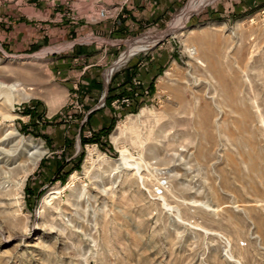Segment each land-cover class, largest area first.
<instances>
[{
	"label": "rangeland",
	"instance_id": "1",
	"mask_svg": "<svg viewBox=\"0 0 264 264\" xmlns=\"http://www.w3.org/2000/svg\"><path fill=\"white\" fill-rule=\"evenodd\" d=\"M101 1L0 0V264H264V0H181L75 58Z\"/></svg>",
	"mask_w": 264,
	"mask_h": 264
},
{
	"label": "crops",
	"instance_id": "2",
	"mask_svg": "<svg viewBox=\"0 0 264 264\" xmlns=\"http://www.w3.org/2000/svg\"><path fill=\"white\" fill-rule=\"evenodd\" d=\"M73 2V5L79 3ZM101 0H94L89 7H97ZM181 0H112L111 7L117 9L120 15L117 19L98 21L95 19H76L68 21L64 29L75 39L88 38V42L77 43L74 47L75 58H82L91 62L92 59L103 61L110 58V51L118 41H123L142 33L147 25L156 26L163 23L167 16L175 11ZM89 4H87L88 6ZM89 9V8H88ZM87 16V15H86ZM64 34V39L67 38ZM37 36L32 31L23 29L5 36L6 45H20L38 43ZM40 38V37H39ZM93 44V45H92ZM86 45V46H83ZM90 65L89 67H91ZM143 68V67H142ZM140 68L139 71L143 72Z\"/></svg>",
	"mask_w": 264,
	"mask_h": 264
},
{
	"label": "bare ground",
	"instance_id": "3",
	"mask_svg": "<svg viewBox=\"0 0 264 264\" xmlns=\"http://www.w3.org/2000/svg\"><path fill=\"white\" fill-rule=\"evenodd\" d=\"M204 3V2H203ZM200 4V3H199ZM200 6V5H199ZM198 6H196L195 8H197ZM195 10V9H194ZM184 14V13H183ZM185 15V14H184ZM188 15V14H187ZM124 58L126 59V56H124ZM124 59V60H125ZM6 87V86H5ZM17 87H15V86H11V87H9L8 86V89L10 90V91H12V92H14V91H16L17 89H16ZM120 166V169H129L130 171H134V174L135 175H138L139 177H140V179L143 181L144 180V176H142L143 175V169H142V163H140V162H137V160L136 161H133L132 159H130L129 157H127V156H125V155H122V157H121V159H120V163H118ZM119 170V169H118ZM123 170V171H124ZM138 177V178H139ZM163 200V205H164V207H166V208H169V209H171V206L166 202V200H165V198H163L162 199ZM173 208V207H172ZM178 213V212H177ZM180 213V212H179ZM177 215V214H176ZM175 217H177L178 218V220H179V217L180 216H175ZM231 258H232V256H231ZM233 259V258H232ZM232 259H231V261H232Z\"/></svg>",
	"mask_w": 264,
	"mask_h": 264
},
{
	"label": "built area",
	"instance_id": "4",
	"mask_svg": "<svg viewBox=\"0 0 264 264\" xmlns=\"http://www.w3.org/2000/svg\"><path fill=\"white\" fill-rule=\"evenodd\" d=\"M96 15L98 19H95V20L102 21V20H109V19H117L120 15V12H118L116 8H113V9L100 8L98 9ZM123 103H129V99L128 98L124 99ZM166 184L167 183L164 181L163 178H161L158 181L157 189L155 193L156 196L162 195L164 193Z\"/></svg>",
	"mask_w": 264,
	"mask_h": 264
},
{
	"label": "trees",
	"instance_id": "5",
	"mask_svg": "<svg viewBox=\"0 0 264 264\" xmlns=\"http://www.w3.org/2000/svg\"><path fill=\"white\" fill-rule=\"evenodd\" d=\"M93 113H94V112H91V113L89 114V117H90ZM101 132H102V133H105V132H109V131H107V129H102ZM94 135L97 136L98 133H95Z\"/></svg>",
	"mask_w": 264,
	"mask_h": 264
}]
</instances>
